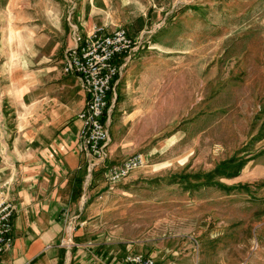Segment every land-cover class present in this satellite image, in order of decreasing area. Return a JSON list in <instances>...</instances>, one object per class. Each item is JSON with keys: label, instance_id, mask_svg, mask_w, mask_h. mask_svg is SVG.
<instances>
[{"label": "rangeland", "instance_id": "obj_1", "mask_svg": "<svg viewBox=\"0 0 264 264\" xmlns=\"http://www.w3.org/2000/svg\"><path fill=\"white\" fill-rule=\"evenodd\" d=\"M107 1L124 28L140 13L161 24L171 81L150 122L156 154L113 186L101 172L91 228L120 245L173 240L193 264H264V0ZM83 2L0 0L1 90L20 36ZM234 158L247 160L238 176L215 171Z\"/></svg>", "mask_w": 264, "mask_h": 264}, {"label": "crops", "instance_id": "obj_2", "mask_svg": "<svg viewBox=\"0 0 264 264\" xmlns=\"http://www.w3.org/2000/svg\"><path fill=\"white\" fill-rule=\"evenodd\" d=\"M144 17L140 13L136 23L131 19L134 24L124 20L131 35L148 29ZM70 20L84 34L95 26L107 32L122 27L107 0H84L67 16L58 12L52 28L20 36L17 62L8 69L10 84L0 89V190L6 186L16 204L14 242L2 264H125L134 253L152 255L158 264H193L187 256L174 258L178 251L173 240L120 245L100 239L91 228V193L105 192L107 183L100 182L104 169L90 173L89 157L81 150L78 114L88 93L77 76L64 73L63 58H56L74 43ZM156 32L151 48L139 51L122 68L109 96L113 111L107 164L140 152L149 162L157 152L149 127L155 121L158 88L171 78L166 77L167 47L155 40ZM115 61L122 65L124 57Z\"/></svg>", "mask_w": 264, "mask_h": 264}, {"label": "built area", "instance_id": "obj_3", "mask_svg": "<svg viewBox=\"0 0 264 264\" xmlns=\"http://www.w3.org/2000/svg\"><path fill=\"white\" fill-rule=\"evenodd\" d=\"M73 45L63 55V71L79 78L89 96L86 107L78 114L81 121L79 140L81 150L89 157V171L104 169L108 183L117 184L125 180L133 171L146 165L143 153H136L125 160L107 164L108 146L111 141L108 122L113 105L109 96L114 91L116 79L122 68L150 44L157 28L143 30L138 36L131 35L124 27L112 32L102 26H95L90 32H81L79 26L70 20ZM117 56L124 62L118 65ZM16 204L8 197L6 186L0 190V264L3 254L14 242L13 216ZM125 264H158L155 257L134 253L126 257Z\"/></svg>", "mask_w": 264, "mask_h": 264}, {"label": "trees", "instance_id": "obj_4", "mask_svg": "<svg viewBox=\"0 0 264 264\" xmlns=\"http://www.w3.org/2000/svg\"><path fill=\"white\" fill-rule=\"evenodd\" d=\"M247 164V160H236L234 159H230L228 161H224L221 165H219L215 171L216 172H222L223 175H227L228 177H236L240 174L243 166ZM226 167H228L227 169H231V171L226 172L223 169H225ZM82 179H80L81 181Z\"/></svg>", "mask_w": 264, "mask_h": 264}]
</instances>
